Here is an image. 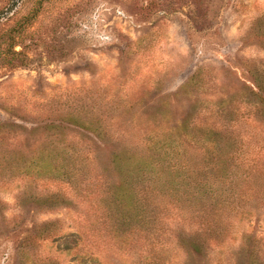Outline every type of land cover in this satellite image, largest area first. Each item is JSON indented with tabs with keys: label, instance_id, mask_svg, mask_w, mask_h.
<instances>
[{
	"label": "rangeland",
	"instance_id": "1",
	"mask_svg": "<svg viewBox=\"0 0 264 264\" xmlns=\"http://www.w3.org/2000/svg\"><path fill=\"white\" fill-rule=\"evenodd\" d=\"M0 264H264V0H0Z\"/></svg>",
	"mask_w": 264,
	"mask_h": 264
},
{
	"label": "trees",
	"instance_id": "2",
	"mask_svg": "<svg viewBox=\"0 0 264 264\" xmlns=\"http://www.w3.org/2000/svg\"><path fill=\"white\" fill-rule=\"evenodd\" d=\"M256 88H257V90H258V89H259V90L261 89L259 85H257Z\"/></svg>",
	"mask_w": 264,
	"mask_h": 264
}]
</instances>
